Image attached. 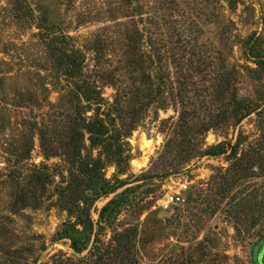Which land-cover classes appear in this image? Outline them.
I'll list each match as a JSON object with an SVG mask.
<instances>
[{
	"label": "rangeland",
	"instance_id": "rangeland-1",
	"mask_svg": "<svg viewBox=\"0 0 264 264\" xmlns=\"http://www.w3.org/2000/svg\"><path fill=\"white\" fill-rule=\"evenodd\" d=\"M256 44L264 51V0H0V264H97L98 256L121 264L115 240L129 230L138 264H257L264 74L248 55ZM54 47L80 52L102 118L130 131L127 173L107 160L103 171L126 186L91 208L93 236L81 254L61 237L79 222L59 195L71 167L42 147L44 137L56 147L67 136ZM216 146L226 153L205 156ZM180 184L185 204L162 210ZM129 188L99 225L103 207Z\"/></svg>",
	"mask_w": 264,
	"mask_h": 264
},
{
	"label": "trees",
	"instance_id": "trees-1",
	"mask_svg": "<svg viewBox=\"0 0 264 264\" xmlns=\"http://www.w3.org/2000/svg\"><path fill=\"white\" fill-rule=\"evenodd\" d=\"M223 1H227L233 6L237 0ZM48 37H51L52 43L58 39L54 35ZM51 53V57L56 58L55 68L57 72L62 73L67 83L59 100L62 103V109H66L65 114H62L64 116L62 118L66 121L65 131L67 136L66 140L59 142L56 147L52 146V142L49 140L45 142L43 136L42 147L46 157H63L71 167L72 182L61 188L59 195L63 208L71 215H77L79 222L78 224L64 226L65 233L61 237L70 240L75 252L81 254L88 249L93 236L94 230L90 218L91 208L101 197H108L126 186V181L119 179L115 180L116 184H112L111 181L105 179L103 171L105 170L104 160H107L117 167L118 175L127 173L130 156L127 154L129 150L125 147L124 139L130 136V131L122 133L116 128L111 129V122L109 123L102 118V95L96 84L87 80L83 71V60L80 59L78 50L66 52L54 47L51 49ZM248 55L255 59L258 71L264 74V51L256 44L248 49ZM90 112H93L92 116L87 115ZM244 117L245 115L241 116L238 121H241ZM86 135L88 136L89 149L85 143ZM86 149L89 152L83 156V151ZM97 150H99V157L95 158L92 153ZM225 153L226 150L222 146H216L206 151L205 156L213 157ZM236 155L237 148L234 147L233 157ZM37 182L43 185L45 181H43L42 175L37 176ZM132 190L133 188L126 189L103 207L100 213L99 225H103L108 221L107 215L118 211L127 202L126 193ZM88 192L92 193L93 197ZM18 201L25 205L28 203V198L26 195H22ZM240 212V210H235V216ZM259 212L258 220L253 222L254 226H257L264 215L262 211ZM77 226H81L83 230L76 229ZM135 235L132 230H129L115 240L117 244L116 251L123 255L121 264H138L132 250V238ZM97 243L98 238L94 241L91 254L97 248ZM105 258L98 256L97 264H103Z\"/></svg>",
	"mask_w": 264,
	"mask_h": 264
},
{
	"label": "built area",
	"instance_id": "built-area-1",
	"mask_svg": "<svg viewBox=\"0 0 264 264\" xmlns=\"http://www.w3.org/2000/svg\"><path fill=\"white\" fill-rule=\"evenodd\" d=\"M187 190L186 184H180L177 190H171L166 193L159 202V207L162 210H170L173 207L185 204V193Z\"/></svg>",
	"mask_w": 264,
	"mask_h": 264
},
{
	"label": "flooded vegetation",
	"instance_id": "flooded-vegetation-1",
	"mask_svg": "<svg viewBox=\"0 0 264 264\" xmlns=\"http://www.w3.org/2000/svg\"><path fill=\"white\" fill-rule=\"evenodd\" d=\"M263 255H264V243H262L261 249L259 250V254L256 260L257 264H260V259Z\"/></svg>",
	"mask_w": 264,
	"mask_h": 264
},
{
	"label": "water",
	"instance_id": "water-1",
	"mask_svg": "<svg viewBox=\"0 0 264 264\" xmlns=\"http://www.w3.org/2000/svg\"><path fill=\"white\" fill-rule=\"evenodd\" d=\"M260 264H264V255L260 259Z\"/></svg>",
	"mask_w": 264,
	"mask_h": 264
}]
</instances>
